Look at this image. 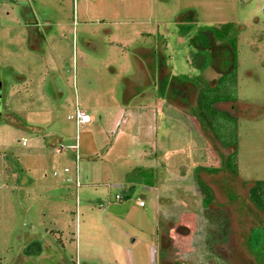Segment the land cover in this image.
<instances>
[{
  "label": "rangeland",
  "instance_id": "374dc122",
  "mask_svg": "<svg viewBox=\"0 0 264 264\" xmlns=\"http://www.w3.org/2000/svg\"><path fill=\"white\" fill-rule=\"evenodd\" d=\"M227 22L239 27V100L226 106L240 117L239 174L201 173L215 194L206 210L195 169L219 167L227 151L159 92V66L217 78L191 58ZM0 69L4 116L32 128L0 126V264H264V213L247 192L264 179V0H0ZM11 71L24 80L10 83ZM76 105L90 117L78 132V188L67 181L74 153L54 152L76 141ZM137 168L154 184L117 198ZM255 229L263 240L252 250ZM38 237L43 256L26 257Z\"/></svg>",
  "mask_w": 264,
  "mask_h": 264
},
{
  "label": "trees",
  "instance_id": "16d2710c",
  "mask_svg": "<svg viewBox=\"0 0 264 264\" xmlns=\"http://www.w3.org/2000/svg\"><path fill=\"white\" fill-rule=\"evenodd\" d=\"M238 34L239 27L233 22H227L220 26L209 27L204 32L205 37L199 38L196 43L197 52L191 58L192 64L199 70L215 67L219 75L213 80L205 79L202 76H174L170 72L163 74L166 66H159V92L165 95L170 104L179 108L181 106L188 108L196 122L197 129L205 135V140L209 143L211 149L216 150L220 155H222V149L227 151L226 155H222L219 167L198 166L195 169L196 181L203 195V206L206 210L215 202V194L211 186L201 179V173L225 172L232 176L239 174L237 147L240 117L226 107L227 105H234L239 100ZM219 52L221 53L219 54ZM151 58L153 60V57ZM1 71L0 69V75ZM12 74L13 78L10 83H18L24 80L22 75L13 72ZM0 82L3 88L9 85L1 77ZM2 86L0 87V97ZM4 92H6V89H4ZM7 109L8 105L0 101V126L4 123L23 130L32 129L17 114L13 113L11 117L4 116L5 112L3 110L7 111ZM7 161L12 165L11 173H16V181L20 182L24 175L22 167L10 156H7ZM154 182L155 179L151 172L137 168L129 173L125 183L127 185L124 184L121 187L120 199L132 198L136 194L137 183L153 185ZM248 184L249 200L258 210L264 213V179L252 180ZM231 198L233 199V196ZM210 218L212 223H215L214 218L212 216ZM222 218L221 216L220 220ZM262 240V230H253L249 237V247L252 250L259 249ZM44 248L43 239L38 237L37 239L32 238L23 250L26 257L39 258L43 256Z\"/></svg>",
  "mask_w": 264,
  "mask_h": 264
},
{
  "label": "built area",
  "instance_id": "2783aa9c",
  "mask_svg": "<svg viewBox=\"0 0 264 264\" xmlns=\"http://www.w3.org/2000/svg\"><path fill=\"white\" fill-rule=\"evenodd\" d=\"M68 119L70 120H74L77 126V135H76V141L74 144L72 145H67L64 143H58L55 147H54V152L55 153H62L68 150H71L74 155H73V159L75 161V170H76V177L75 179L72 178H68V183H74L76 188L81 186L80 180H79V162L81 160L80 158V154H79V129L82 125L88 124L90 122V117L89 115L85 112V110H83L81 107H79V105H76L75 107V111L68 116ZM22 144L25 145L26 141L23 140ZM65 171H68V168H65ZM55 175H57V173H54ZM120 196L117 195V198H119ZM139 206L140 207H144L145 206V202L144 201H139Z\"/></svg>",
  "mask_w": 264,
  "mask_h": 264
},
{
  "label": "crops",
  "instance_id": "0c3cea01",
  "mask_svg": "<svg viewBox=\"0 0 264 264\" xmlns=\"http://www.w3.org/2000/svg\"><path fill=\"white\" fill-rule=\"evenodd\" d=\"M34 36V35H33ZM36 37H38L39 38V40L41 41L42 40V38H43V36L42 35H38V36H36ZM35 36L34 37H32V39L34 40V38H36ZM63 143V142H61V141H58V143Z\"/></svg>",
  "mask_w": 264,
  "mask_h": 264
}]
</instances>
